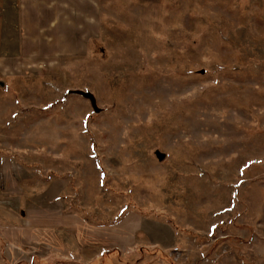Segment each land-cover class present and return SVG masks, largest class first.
I'll return each instance as SVG.
<instances>
[{
    "label": "rangeland",
    "instance_id": "374dc122",
    "mask_svg": "<svg viewBox=\"0 0 264 264\" xmlns=\"http://www.w3.org/2000/svg\"><path fill=\"white\" fill-rule=\"evenodd\" d=\"M0 79V264H264V0H0Z\"/></svg>",
    "mask_w": 264,
    "mask_h": 264
},
{
    "label": "crops",
    "instance_id": "0c3cea01",
    "mask_svg": "<svg viewBox=\"0 0 264 264\" xmlns=\"http://www.w3.org/2000/svg\"><path fill=\"white\" fill-rule=\"evenodd\" d=\"M93 3V2H91ZM39 5L33 4V6H31L28 9H25V12H21L18 11V15L17 13L15 14L16 18H15V22L18 24H21V22L24 24L25 22L29 21L30 18H32V14L37 16L36 20V25L38 27V29H35L34 32H30L27 31L25 29L22 30V32H18L19 28H15L14 29V38L9 39L10 41H14L16 43L17 46H44L47 44V40L45 38V32H41L40 28L41 27V21H42V11H45L46 6L44 7V5H41V2H38ZM93 5V4H92ZM23 6H24V2H23ZM89 18V16L87 15V19ZM19 21V22H17ZM62 23H63V19H61ZM66 22V21H65ZM88 23V22H87ZM21 24V26L23 25ZM18 29V30H17ZM35 34V35H34ZM35 36V37H33ZM62 36V35H61Z\"/></svg>",
    "mask_w": 264,
    "mask_h": 264
},
{
    "label": "water",
    "instance_id": "95a60500",
    "mask_svg": "<svg viewBox=\"0 0 264 264\" xmlns=\"http://www.w3.org/2000/svg\"><path fill=\"white\" fill-rule=\"evenodd\" d=\"M3 84H4V81L0 79V85H3ZM74 91H75L76 93H79V94H81L82 96L88 98V99L90 100L91 105H92V107H93V109H94L95 111H98V110H99V108H98V106H97V104H96L95 96H94V94H93L92 92H90V91H85V90H81V89H76V90H74ZM158 156H159V158H161L162 155H161L160 153H158Z\"/></svg>",
    "mask_w": 264,
    "mask_h": 264
}]
</instances>
